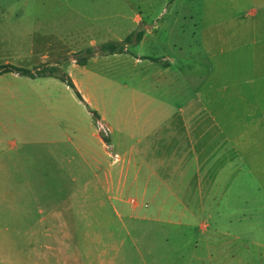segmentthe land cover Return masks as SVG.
<instances>
[{
  "label": "rangeland",
  "instance_id": "rangeland-1",
  "mask_svg": "<svg viewBox=\"0 0 264 264\" xmlns=\"http://www.w3.org/2000/svg\"><path fill=\"white\" fill-rule=\"evenodd\" d=\"M55 1L61 0H0L6 23L17 13L31 15L28 3L37 4L41 23L34 25L35 68L29 71L39 84L36 96L46 99L42 111L50 128L42 132V118H36L24 138L0 105V264H75L77 258L88 264L102 250L112 252L117 264H162V247H178L181 264H187L203 242L200 230L216 225L230 234L213 238L211 261L203 254L206 264H244L245 240L232 231L246 238L252 227L262 237L264 216L252 215L240 164H231V152L220 155L219 139L213 143L216 163L207 168L203 131L205 124L216 129L221 114L235 113L222 100L264 97V54L256 53L264 50V24L253 15H262L259 8L252 0H177L179 19L140 43L136 0H65L92 3L96 24L75 23L74 10L44 7ZM58 11H67L72 22L44 24L46 13ZM0 23V61H17L10 48L15 36L3 31L11 26ZM77 32L80 53L48 46L65 42L70 48ZM105 43L123 50L95 53ZM73 58L85 59L72 70L90 100L83 106L62 78L69 77ZM50 76L59 83L45 85ZM59 118L61 126H50ZM123 162L135 169L125 186L121 180L120 192L111 177L121 175ZM161 208L185 209L186 215L191 210L196 217L185 216L182 225L156 223L150 218ZM150 243L156 245L151 255Z\"/></svg>",
  "mask_w": 264,
  "mask_h": 264
},
{
  "label": "crops",
  "instance_id": "crops-1",
  "mask_svg": "<svg viewBox=\"0 0 264 264\" xmlns=\"http://www.w3.org/2000/svg\"><path fill=\"white\" fill-rule=\"evenodd\" d=\"M135 0H133L134 2ZM137 6L140 12L135 17V20L140 24L141 30L140 33L142 37L140 39V43H142L149 34H152L155 29L160 28L162 26H166L169 23H172L179 18L174 16V14H178V10L176 9L178 5L177 0H136ZM254 5V8H259L260 14L254 12L253 15L257 17L258 22L264 24V0H252L251 2ZM74 10L77 14V18L75 19V23L80 24L81 20H85V22L96 24V18H98V14H91L89 10H93L95 6L90 3L86 4L84 2H75L69 3V1L61 0L58 3L49 2L44 3V7L47 10ZM5 8L0 6V9ZM32 9L33 13H27L26 16L17 13L15 17L9 21L10 23H6L0 16V21L2 20V25L11 26L8 28H3V31L12 32L14 34V42L10 44V48H13L17 61L10 60H1V66H16L19 68L27 69L35 68L34 63V52L36 47V29L34 25L36 22L41 23V20L36 15L35 9H37V4L28 3V7L26 9ZM236 8V6H235ZM25 9V7H23ZM57 13V15H52V13H46V18L43 20L44 24L49 26L53 25H65L69 21L67 19V13ZM262 12V13H261ZM93 16V17H91ZM96 17V18H95ZM72 20V19H71ZM83 22V21H81ZM1 24V23H0ZM31 26V27H30ZM52 36L54 33H50ZM55 36V34H54ZM74 44L70 45V48H67V44L65 42L61 44H51L48 43L49 47H53L56 53H59L61 50L69 49L71 53H80L84 49L81 40V32H77L74 36ZM56 40V39H54ZM60 41V40H58ZM54 42H57L54 41ZM93 44H96L95 40L91 41ZM124 51L127 50V45H125ZM57 47V48H56ZM59 48V49H58ZM257 54L263 55L264 50L256 52ZM116 55V53H113ZM136 63L141 62L140 58L135 59ZM32 62V63H31ZM126 59L124 60V63ZM81 65L77 62L75 58L71 60L69 78L74 83L76 89L72 88L68 82L66 81V87L72 90L73 101L80 105H84V102H90L89 98L85 96L82 86L78 80V78L74 75L73 71L79 70ZM85 66V65H83ZM168 68V67H167ZM51 80L45 82L44 84L47 86H51L53 84L59 83V80L54 76H50ZM172 83V80L171 82ZM37 79L34 75H30L27 73H21L17 71H0V88L7 91V96L0 97V105H4L7 114V119L14 120V129L20 133L22 137H30L31 131L36 122V118H42L40 125L44 126L42 132L48 133L50 131L48 123L45 121V112L42 111V103H46V99L44 96H36V88ZM78 92V93H77ZM227 105H232L235 113L232 114H221L220 120L217 122L215 119L214 126L216 129H213V125L209 124L204 127L203 136H204V144H203V153H204V163L207 168L212 167L216 163L215 154L217 152L218 146L216 144V140L219 139V146L221 149V156L223 153L227 154L231 152L234 155V161H230L233 165L234 163H239V174H244V195L252 196L253 204L251 205V212L253 216H264V97L262 98H247L245 96H237L233 99L222 100ZM48 108V106H47ZM58 116L61 117V114L58 113ZM51 125H62L61 118L50 120ZM230 128L234 130H230ZM7 129V128H6ZM49 134V133H48ZM93 135L100 140V134L96 131L93 132ZM105 143V142H104ZM107 146V144L105 143ZM223 147L226 148L223 150ZM224 151V152H223ZM228 151V152H227ZM107 152V151H106ZM223 152V153H222ZM229 164V163H228ZM111 169L113 167L111 166ZM135 168L131 166L130 162H123L120 166L121 175L111 177L112 181L116 179L114 183V188L118 189L120 192L123 187L118 188L120 186L121 180L124 179V183L122 185H126L129 177L131 178L132 172ZM137 169V168H136ZM139 169V168H138ZM142 168L139 169L141 171ZM244 171V172H243ZM124 172V173H123ZM134 173V172H133ZM140 173V172H139ZM139 173L136 176H133V180L138 179ZM118 177V178H117ZM146 186H149L146 183ZM246 186V187H245ZM177 201H183L180 196H175ZM205 207V206H203ZM185 210V209H183ZM176 211L173 209L165 210L163 208L154 212L152 215V221L156 223L162 224H175L182 225L186 222L184 221V217L188 216L191 218L196 217V213L188 210L189 215L185 214V211ZM187 210V209H186ZM211 215V213H210ZM174 217V218H173ZM175 217L177 219H175ZM144 219H149L146 215L143 217ZM188 227L190 226V222L186 224ZM251 235L244 238L242 235V231H232L235 232V239H244L245 242L243 246L245 247V252L241 256L244 260V264H264V229L262 232V237L259 233L254 234V230L251 227ZM200 240L203 242L196 245V251L194 250L191 253V261L187 262V264H206V258L204 257V253L206 256L208 255V260L211 261L213 257V246L212 240L213 238L220 237L221 235L228 236L230 234L229 229H225L221 226H214L212 230L205 229L204 231L200 230ZM158 245V244H157ZM155 243H150L148 245L147 252L151 255L154 252ZM199 246H202L199 249ZM158 262H162V264H181L180 253L178 247H171L161 249ZM198 252V253H197ZM237 255L233 254L232 257L235 258ZM3 255L0 253L1 260L3 259ZM163 259V260H162ZM68 260V259H67ZM92 260L88 264H117L115 255L109 250H102L99 252L97 258ZM146 264L147 261H145ZM75 264H85L80 260L75 261Z\"/></svg>",
  "mask_w": 264,
  "mask_h": 264
},
{
  "label": "trees",
  "instance_id": "trees-1",
  "mask_svg": "<svg viewBox=\"0 0 264 264\" xmlns=\"http://www.w3.org/2000/svg\"><path fill=\"white\" fill-rule=\"evenodd\" d=\"M142 37V34L139 32L136 36V38L138 40H140ZM130 38L126 39L124 42H127L129 41ZM120 50H123L122 47H120L119 45H116V44H113V43H105L103 45H101L99 47L98 50L95 51V53L97 52H105V53H115L117 51H120ZM85 60V59H84ZM84 60H80V59H77V62L78 63H82L84 64ZM2 70H5V71H17V72H21V73H27V74H31V71L27 70V69H23V68H19V67H16V66H12V65H8V66H1L0 67V71ZM64 80H66L68 82V84L76 89L74 83L72 82V80L69 78V77H65L63 76L62 77ZM78 93V92H77ZM95 116H96V113L94 112L93 113Z\"/></svg>",
  "mask_w": 264,
  "mask_h": 264
},
{
  "label": "built area",
  "instance_id": "built-area-1",
  "mask_svg": "<svg viewBox=\"0 0 264 264\" xmlns=\"http://www.w3.org/2000/svg\"><path fill=\"white\" fill-rule=\"evenodd\" d=\"M101 127H102L103 129H105L106 125L101 124ZM131 201H132L133 204H135V205L137 204L135 199H132Z\"/></svg>",
  "mask_w": 264,
  "mask_h": 264
}]
</instances>
